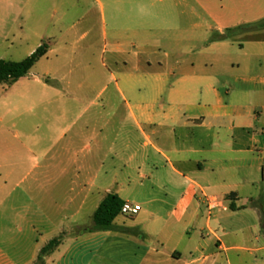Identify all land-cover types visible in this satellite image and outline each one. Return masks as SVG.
I'll use <instances>...</instances> for the list:
<instances>
[{
	"label": "crops",
	"instance_id": "obj_1",
	"mask_svg": "<svg viewBox=\"0 0 264 264\" xmlns=\"http://www.w3.org/2000/svg\"><path fill=\"white\" fill-rule=\"evenodd\" d=\"M90 1L39 40L38 1L0 0L2 40L48 45L0 84V264L60 236L43 264H264V29L216 38L264 0ZM110 194L140 211L76 234Z\"/></svg>",
	"mask_w": 264,
	"mask_h": 264
},
{
	"label": "trees",
	"instance_id": "obj_2",
	"mask_svg": "<svg viewBox=\"0 0 264 264\" xmlns=\"http://www.w3.org/2000/svg\"><path fill=\"white\" fill-rule=\"evenodd\" d=\"M264 29V19L254 24L242 25L235 29H228L226 33L217 35L216 38L220 40L229 39L234 35ZM48 51V45L43 43L39 46L30 56L26 57L22 61L13 62L0 60V84H12L28 75L33 66L46 55ZM231 198V197H230ZM124 201L117 195H108L99 205L93 216V226L85 229H79L76 234L85 232H95L109 230L114 220L120 215L121 208ZM259 206L262 204V199L258 200ZM234 210L235 207L232 206ZM264 219V216H263ZM264 228V224H263ZM62 237L51 240L41 251L38 256L36 264H43L44 257L56 249L61 242Z\"/></svg>",
	"mask_w": 264,
	"mask_h": 264
},
{
	"label": "rangeland",
	"instance_id": "obj_3",
	"mask_svg": "<svg viewBox=\"0 0 264 264\" xmlns=\"http://www.w3.org/2000/svg\"><path fill=\"white\" fill-rule=\"evenodd\" d=\"M38 1V20L39 25L32 27L39 33V40L48 38L52 32L56 33L62 26H56L59 19H73L82 16V12L89 10L87 19L95 20L98 17V7L90 0H37ZM56 8L57 12L53 15L49 9ZM31 27L25 25L26 34H30L28 30ZM40 42V41H39ZM36 44L35 38L28 43L19 41L5 42L0 38V60H23L26 58V52ZM264 189V187H263ZM264 204V194L261 197ZM8 237H13L14 234L8 233ZM62 237V236H60ZM238 255H244V252H237L231 255L234 264L238 262ZM260 258H264V253Z\"/></svg>",
	"mask_w": 264,
	"mask_h": 264
},
{
	"label": "built area",
	"instance_id": "obj_4",
	"mask_svg": "<svg viewBox=\"0 0 264 264\" xmlns=\"http://www.w3.org/2000/svg\"><path fill=\"white\" fill-rule=\"evenodd\" d=\"M207 205H208V210L211 213L216 208L221 207V202L217 199H208ZM140 209L141 207L139 205H133L128 202H125L121 208L120 214L124 216L132 217L138 214ZM224 209L226 210V208Z\"/></svg>",
	"mask_w": 264,
	"mask_h": 264
}]
</instances>
